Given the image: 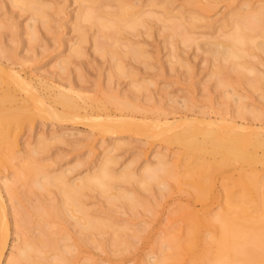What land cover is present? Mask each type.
I'll return each mask as SVG.
<instances>
[{
	"label": "rangeland",
	"instance_id": "obj_1",
	"mask_svg": "<svg viewBox=\"0 0 264 264\" xmlns=\"http://www.w3.org/2000/svg\"><path fill=\"white\" fill-rule=\"evenodd\" d=\"M128 4L130 16L117 21L112 14L119 10V0H0V64L30 81L50 103L56 87L71 91L82 113L92 119L108 114L133 117L151 126L178 122L166 129L169 135L190 118L216 124L225 118L264 127V52L256 47V42L264 43V31L258 30L242 43L246 53L240 59L226 60L208 50L212 42L224 41L233 33L238 22L264 12V0H128ZM37 8L42 17L37 16ZM87 12L92 18H84ZM133 20L137 23L132 27ZM97 21L118 23V27L103 28ZM13 75L0 71V94L9 89L12 95L4 105L22 107L6 137L12 144L0 140V187L9 218L1 264L17 256L25 238L40 236V219L31 215L23 225L15 207L26 210L61 200L57 187L40 189L35 181L43 183L44 176L63 174L67 183H78L107 156L113 161L111 173L117 176L105 181L107 193L97 187L82 190L79 196L88 217L105 225L100 223L99 231H85L81 213L68 206L59 222L63 231L52 221L44 228L57 248L32 253L26 264L57 262L54 257L59 250L71 259L69 264H156L170 252L168 239L175 230H185L180 208L189 201L198 210L202 205L188 198L193 188L188 180L175 182V172L181 169L176 157L181 145L152 139L143 132L101 134L85 118L70 122L38 116L36 110L32 112L36 101L23 87L16 82L9 88L4 85V80H14ZM114 95L129 99L136 108H117L109 101ZM29 99L34 102L28 103ZM56 107L61 110L60 104ZM212 124L199 126L216 129ZM161 158L171 168L170 174L160 169ZM28 162L31 174L22 172L28 170L24 166ZM125 169L132 177H118ZM214 184L216 195L211 193L203 205L210 215L219 210L225 195L220 176ZM123 193L133 198L111 199ZM183 231L179 233L182 239ZM203 234L212 235L209 230Z\"/></svg>",
	"mask_w": 264,
	"mask_h": 264
},
{
	"label": "bare ground",
	"instance_id": "obj_2",
	"mask_svg": "<svg viewBox=\"0 0 264 264\" xmlns=\"http://www.w3.org/2000/svg\"><path fill=\"white\" fill-rule=\"evenodd\" d=\"M90 1L98 2V0ZM131 7L128 4V0H119V10L114 12L112 17L117 21L127 19L130 16L128 11ZM38 11L40 10L38 9ZM41 13V11L37 13V16ZM260 13L254 14L243 22H238L233 33L224 41L212 42L209 45V52L214 56H221L226 60L240 59L246 53L241 47L242 43L246 39L251 38L258 30L264 31V12ZM91 16L90 12L84 14L85 19L92 18ZM39 17L42 16L40 15ZM100 21L102 20L100 19ZM97 22L103 28L118 27V23L108 22L104 24L103 22ZM135 23L137 22L133 20L130 22V25L133 27ZM246 29H250L252 33H246ZM102 36L106 38L107 34L104 33ZM256 47L264 52L263 42H256ZM117 69L121 71V68ZM0 71L14 74V80H4V85L6 88H9L10 83V85L18 84V86L23 87L24 89L22 88L21 90L27 91L25 94L29 93L33 97V100L36 101L34 102L29 99L28 103H37V108L33 107L32 112L34 113L36 110L35 113L38 112V116L42 114V116L45 115L58 121L69 120L70 122L75 119L85 118L84 120L91 121L90 125L92 128L101 134L111 132H143L144 136L152 137V139L156 137L181 145L182 152L176 156L181 164V169L179 172H175V182L181 183L182 180H188L193 187L192 191L190 190V194L188 193L190 195L188 198L201 202L202 205L201 209L198 210L189 201V203L180 208V216L184 222L185 230H175L176 233L168 239L170 252L160 258L156 264H264V127L253 128L250 125H243L224 118L219 122L222 125L221 128L217 129L219 123L216 124V121H203L204 118L201 120L190 118L184 119L182 122L183 127L177 125L181 129L178 127V131H173V134L171 131V135H169L170 133H166V129H171L178 122H171L169 127L164 124L160 125V123H154L151 126V124L138 121L133 117L120 116L113 118L109 117L108 114H106V117L92 119L87 117L86 112L82 113L81 104L77 102V98L75 99L72 96L73 93L71 94V91H65L60 87H56L57 92L52 96V102L50 103L47 101L46 96L38 92L39 90H37L35 85L30 81L21 79L17 71L5 68L2 63L0 64ZM219 71H221V68ZM12 82H16V84H12ZM222 83V81H219V85H222ZM18 86H14V88L18 89ZM50 87L53 89L52 86ZM50 87L46 88L51 90ZM9 92L8 89V91L5 90V93L2 92L3 94H0V140L1 142H5L7 146L12 144L11 141L6 140L9 129L12 125H15L13 119L20 113L22 108L17 107L18 105L16 107L4 105V102L12 97ZM109 98L110 100H108L121 110L136 108V105L133 106L132 102H129V99L122 100L117 95L110 96ZM57 104L61 105V110L57 109ZM28 105L27 107H29ZM32 112L28 111L30 114ZM27 117L29 118V116ZM195 121L205 122L206 125L207 123L209 125L214 123L216 125H212L214 127L217 126V128H214L215 130L210 129L209 125L203 128L205 124H199L198 122L199 125L203 126L193 125L192 122L197 124ZM147 125L151 127L149 128ZM212 125L211 127H213ZM32 151L37 152L35 148ZM111 162L113 163L111 158L107 156L104 160H101L93 174L79 178L78 183H67L68 180L66 181L63 174L44 176L43 183L37 179L38 181L35 182L40 189H46L47 185L57 187L61 193V200L56 205L37 204L32 206L31 209L26 208V210L15 207L23 225L28 222L26 217L31 215L40 219V221L37 220V224L40 225V236L34 239L25 238L22 247L18 250L17 256L10 259L7 264H26V261L30 257H33L32 253L39 255L44 252L43 248H57L56 240L50 238L44 228L48 221H52L59 224L58 231H63L60 228L62 224L59 222L60 220L63 221V215L68 213V206L81 213L84 219L82 222L84 224H82L81 228L83 227L85 231L96 228L99 231L101 229L100 225L103 223H95L88 217L87 213L81 208L79 196L80 192H83L82 190H95L97 187L101 189L103 194L107 193L108 182L105 181H112L117 177L111 173ZM157 163L162 171H165V173L168 171V174L171 173V168H166V163L162 158ZM24 166H27L28 170L22 172L31 174L32 166L30 167V162ZM126 169L118 177H122L123 179L132 177V173L130 176L129 171ZM152 171L154 170L152 169ZM152 176H154V173ZM217 176L223 179L224 201L219 210L214 215H210L203 209V205L207 204L206 202L212 195L211 193L216 195L214 193V181ZM141 178L144 177L142 176ZM139 181L146 182L144 179H140ZM5 189L10 193V198H13L11 186L6 184ZM1 190L0 187V264L2 263L8 244L9 235L7 206L2 198ZM20 197L18 196V198ZM110 197L107 194V198L110 199ZM119 198L132 199L133 196L123 193L112 196L111 199ZM23 225H20V228ZM204 230H209L212 235L209 237L204 235ZM182 231L184 232V239L179 235ZM64 252L63 250L58 251L54 257L57 262L41 261V264H69L71 259L64 256Z\"/></svg>",
	"mask_w": 264,
	"mask_h": 264
}]
</instances>
